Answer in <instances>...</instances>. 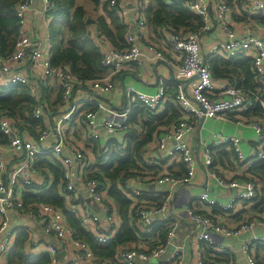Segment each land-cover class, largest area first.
Masks as SVG:
<instances>
[{
  "label": "built area",
  "instance_id": "built-area-1",
  "mask_svg": "<svg viewBox=\"0 0 264 264\" xmlns=\"http://www.w3.org/2000/svg\"><path fill=\"white\" fill-rule=\"evenodd\" d=\"M40 2V13L50 23L49 16L55 10V4L51 0ZM104 2L116 12L125 28V48H115L95 26L87 33L101 55L102 67L107 70L100 79L77 78L66 66H52L47 33L40 42L34 43L27 30V16L33 0H22L16 6L18 37L12 53L6 57L0 55V91L23 87L28 98L35 102L31 119L39 124L30 131L26 128L28 125L22 126L11 117H0V133L7 140V144H0V256L6 254L15 240V233L9 225L10 217L27 213L28 218L41 221L44 233L53 240L45 247L49 264H75L60 262V251L65 252L69 245L74 249L75 261L81 264H110L95 256L88 244L74 238L73 230L58 208L49 204L26 207L23 193L42 186L48 179V176L41 175L37 163L40 158L50 157L61 169L62 189L59 193L75 218L100 244L111 241L121 220L106 189L98 179L88 177L95 165V157L92 152L88 153V149L97 142L105 152L112 147L121 151L127 146L129 119L136 104L157 114L168 102H173L180 110V117L160 128L154 149L159 159H174L183 170L163 175L155 182L171 189L189 186L201 168L208 176L214 177L219 186L238 192L227 202H221L208 191H203L184 204L182 213L174 214L169 211L167 200L158 205L139 201L140 189L134 187V181L126 180L123 193L134 210L133 220L138 226L140 244L119 246L112 264L156 261L168 246L173 248L168 264H184L183 249L173 244L176 222L182 216L195 229L193 264H217L214 251H210L207 244L201 245L202 242L210 243L212 234L237 237L256 227H264V210L257 219H244L233 227L223 225L215 217L216 211L212 213L217 210L232 214L241 203L253 206L261 197L260 180L250 170L255 163L264 162V39L253 33L240 35L234 30L230 23L233 9L226 0H185V7L202 20V28L197 32L173 34L168 27H159L157 33L166 42V52L151 43L146 47L153 60H162L172 67L177 81L159 77L154 93L141 92L133 87L123 89L124 104L115 109L105 101L116 89L113 77L127 66L149 58L139 44V36L150 32L145 17L149 0H101ZM237 13L247 22L264 17V0H238ZM215 27L221 31L222 39L212 45L208 56L203 55L201 37ZM215 57L250 59L255 87L240 89L228 80L215 79L209 65V60ZM194 77L196 79L185 88L178 82ZM168 85L175 86L173 92H168ZM256 105L261 110V118L250 116ZM244 114L246 117L242 116ZM230 115L253 131L252 153L245 154L236 137L217 135L203 145L200 151L202 162L198 164V156L191 149L188 137L203 120H220L230 118ZM76 126L80 128L79 132ZM218 147L233 153L235 163L245 170L243 181L217 175L213 149ZM91 205H95L98 211H94ZM203 205L210 209L209 213L201 211ZM156 224L167 225L162 243L144 238L151 234ZM260 241L264 242V237ZM37 245L32 243V247ZM218 252L230 258L227 249L220 248ZM243 257L244 264H262L253 254L250 243L243 245ZM231 264L236 263L232 260Z\"/></svg>",
  "mask_w": 264,
  "mask_h": 264
},
{
  "label": "trees",
  "instance_id": "trees-1",
  "mask_svg": "<svg viewBox=\"0 0 264 264\" xmlns=\"http://www.w3.org/2000/svg\"><path fill=\"white\" fill-rule=\"evenodd\" d=\"M21 1L0 0V55L3 57L12 53L17 41L19 19L15 9ZM51 1L55 4V10L49 16L50 24L47 32L51 65L66 66L77 78H102L107 74V70L101 65V55L88 38L87 29L90 24L95 25L115 48H125V28L116 12L109 9L108 3L104 2L101 5L103 14L94 22L87 18L84 7L78 4L79 0ZM87 1L98 4V0ZM184 3L185 0H149L145 10L148 26L155 33L159 27H168L173 34L197 32L202 28V20L192 14ZM256 20L264 25V17H258ZM209 65L215 79L228 80L240 89L252 90L255 87V73L251 60L248 58L236 57L223 60L215 57L209 60ZM168 87L169 93L175 89L173 85H168ZM48 104L51 106L50 102ZM34 107L35 102L28 98L23 87L15 86L0 91V117L2 115L11 117L22 126L28 125L26 128L30 131H33L39 124L30 116ZM25 113L29 115L26 116ZM250 113L252 118L262 117L257 105ZM242 116L246 117V114ZM179 117L180 110L173 102H168L162 112L157 114L150 113L141 105L136 104L129 119L127 146L124 149L119 151L112 147L105 152L97 142H93L90 146L95 157V165L88 177H95L102 184L103 189H106L107 196L117 208L121 220L120 228L111 241L100 244L94 235L85 230L75 218L59 193L62 189L61 169L50 157L38 160V170L42 176H48V179L46 178L42 186L30 188V191L23 193L25 206L35 204L55 206L62 212L66 223L73 230L74 238L88 244L94 255L102 262L109 261L112 264L119 246L131 243L140 244L138 226L133 220L134 210H131V201L123 193L126 180L129 177H137L139 174L134 171L139 167H147V170L153 173L158 172L156 167L147 166L142 160L144 146L153 140L162 126ZM0 144H7L6 138L1 133ZM223 149V147L213 149V159L216 163H222L223 152H225ZM231 155L233 156L232 152L227 157ZM182 170V165L178 164L176 172L180 173ZM250 172L264 182V162L255 163ZM140 198H144V194ZM158 204L161 202L156 205ZM258 204L263 211L264 199H259L256 205ZM166 231V224H156L152 227L151 234L144 238H153L162 243ZM14 233V243L5 254L6 264H49L48 254L35 255L29 252L31 237L27 229H17ZM257 256H260L259 253ZM258 260L264 264V256Z\"/></svg>",
  "mask_w": 264,
  "mask_h": 264
},
{
  "label": "crops",
  "instance_id": "crops-1",
  "mask_svg": "<svg viewBox=\"0 0 264 264\" xmlns=\"http://www.w3.org/2000/svg\"><path fill=\"white\" fill-rule=\"evenodd\" d=\"M79 1L88 3L85 5H80L84 7L87 18H90L94 22L99 16L103 14L101 7L103 3H101V0H98V4H93L87 0ZM226 2L230 5V7L233 8L230 23L238 34L246 35L249 33H253L261 36L264 39V25L258 23L256 19L252 22H247L243 18H241L237 13L238 0H226ZM40 6V0H33L31 10L27 16V30L32 38V42L34 43L40 42L41 39L46 35L47 26L49 23L48 20L41 15ZM87 6H90L91 9L88 10ZM95 13L96 16H93V14ZM94 26L95 25L90 24L87 31H92ZM221 39V31H219L217 27H215L211 32L202 35V54L208 56V50L212 47V45L216 44ZM147 43L154 44L157 49H164V53L166 52V42L164 41L163 36L161 34L153 32L151 28L150 32H146L144 34L142 33L139 36L140 48L144 51L145 54L149 56V58L142 59L139 64L134 63L127 66L125 69H123L113 77L116 89L113 94L105 98V101L113 108L120 109L123 106V89L133 87L134 89L141 92L154 93L156 90V86L158 85L159 77H165L168 81H177L174 77V70L172 69V67H169L164 61L163 62L165 63V65L159 64L158 66H156V63L162 60H153L151 58L152 56L147 52L146 49ZM182 85L185 88V85ZM159 112H162V110H160ZM230 116L232 118L226 117L220 120H203L199 123L198 127L193 130L190 137H188V143L191 146V149L193 150L195 155L198 156V164L202 162L200 151L203 148V145L205 143H210L213 140L214 136L217 135L236 137L244 153L247 155H250L252 153V147L255 143V136L253 131L248 125L237 123L238 121L235 117H233V115ZM76 130H78L79 132L80 128L76 126ZM155 141L156 135L153 137V140L151 142L147 143L144 146L142 160L145 164H147V166L156 167V170L158 172L153 173L152 171H148L147 167H139L134 171L139 175L137 177L128 178L134 181V187L140 189L141 194H144V198H140L139 201H143L149 205H156L159 202L162 203L163 201L167 200L169 203V211L173 212L174 214H178L182 213V208L186 202H189L192 198L196 197L203 191H208L211 196L221 202H227L232 196H235L237 194L238 191L236 189L224 188L219 186L216 183V179L212 176H208L201 168L198 169L196 178L189 186L175 187L171 189L168 185L165 184L158 185L155 180L163 175L176 172L178 164L174 159H159L156 150L154 149ZM223 150L225 151L223 152L224 155L222 157L223 164L216 163L214 161L215 168L218 173L217 175L228 180L243 181V179L246 178L244 168L238 166L235 163L234 155L227 157V155L231 153L229 150H226V148H224ZM91 152L89 147L88 153L92 154ZM260 195V199H264V182L262 181H260ZM91 206L94 211H98L95 205ZM114 208L118 215V211L115 205ZM209 210L210 209L207 206H202L201 211L203 213H209ZM214 211H216L215 217L218 219V221H220V223L228 227H233L234 225L238 224V222L244 219H257V217L262 212V207L260 206V204L252 206V204L249 203H241L237 206L236 211L232 214H223L217 210H212V213ZM9 225L12 231L24 228L30 232V253L35 255L47 254L45 247L51 244L53 240L50 236L44 233V228L40 220H32L28 218L26 213L24 215L11 216ZM261 237H264V227H256L253 231L243 233L237 237H223L222 235L212 234L211 242H202L201 245L207 244L206 246L209 247L210 251H214L215 255H213V258L216 260L217 264H231L232 260H234L236 264H244L243 245L245 243H250L252 252L257 259L264 256V242L260 241ZM33 242H36L38 245L32 247ZM195 243L196 237L194 227L185 219V217H180L176 222V235L173 244L180 246L183 249L184 264H193V262H195ZM220 248L227 249L230 254V258H227L222 253L218 252ZM172 252V246H168L165 249V253L159 260H152L150 262L146 261L139 264H168V260ZM258 253L260 256H257ZM75 260L76 258L74 249L71 245H69L67 247V250L64 252L63 259H60V262H74L75 264L80 263L79 261ZM0 264H6L5 255L0 256Z\"/></svg>",
  "mask_w": 264,
  "mask_h": 264
},
{
  "label": "water",
  "instance_id": "water-1",
  "mask_svg": "<svg viewBox=\"0 0 264 264\" xmlns=\"http://www.w3.org/2000/svg\"><path fill=\"white\" fill-rule=\"evenodd\" d=\"M159 64L165 65V63L163 61H158L156 63V66H158ZM173 79V78H172ZM196 77L192 78V79H188V80H183V81H178L180 84H184L185 86H187L190 82H192L193 80H195ZM59 257L62 260L64 257V252H60L59 253Z\"/></svg>",
  "mask_w": 264,
  "mask_h": 264
},
{
  "label": "rangeland",
  "instance_id": "rangeland-1",
  "mask_svg": "<svg viewBox=\"0 0 264 264\" xmlns=\"http://www.w3.org/2000/svg\"><path fill=\"white\" fill-rule=\"evenodd\" d=\"M78 4H83V5H85V4H88V3H85L84 1H78ZM90 6H92V5H90ZM90 6H87V8H88V10H90L91 9V7ZM233 9V8H232ZM93 16H96V13L95 14H93ZM89 20H91L90 18H88ZM78 131V130H77ZM90 152H91V150H90ZM94 162V161H93Z\"/></svg>",
  "mask_w": 264,
  "mask_h": 264
}]
</instances>
